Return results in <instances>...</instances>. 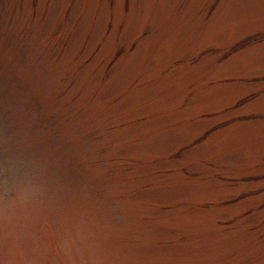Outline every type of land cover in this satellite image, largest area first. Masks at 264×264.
<instances>
[{"label": "rangeland", "instance_id": "obj_1", "mask_svg": "<svg viewBox=\"0 0 264 264\" xmlns=\"http://www.w3.org/2000/svg\"><path fill=\"white\" fill-rule=\"evenodd\" d=\"M260 34L264 0H0V264H264Z\"/></svg>", "mask_w": 264, "mask_h": 264}, {"label": "trees", "instance_id": "obj_2", "mask_svg": "<svg viewBox=\"0 0 264 264\" xmlns=\"http://www.w3.org/2000/svg\"><path fill=\"white\" fill-rule=\"evenodd\" d=\"M260 36H262V38H264V35L263 34H260ZM250 39H248L247 41H249ZM240 45H236L234 48H232L233 50H236Z\"/></svg>", "mask_w": 264, "mask_h": 264}]
</instances>
